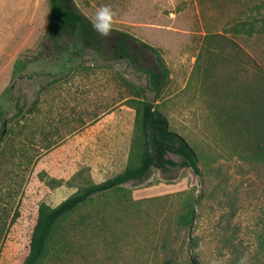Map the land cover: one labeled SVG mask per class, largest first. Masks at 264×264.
Returning a JSON list of instances; mask_svg holds the SVG:
<instances>
[{
    "label": "rangeland",
    "instance_id": "374dc122",
    "mask_svg": "<svg viewBox=\"0 0 264 264\" xmlns=\"http://www.w3.org/2000/svg\"><path fill=\"white\" fill-rule=\"evenodd\" d=\"M256 1L74 0L89 20L108 5L113 29L160 52L170 75L157 95L135 65L92 50L62 69L63 60L46 49L48 1L0 0V95L10 98L0 116V264H21L41 203L56 206L125 167L135 123L126 100L138 88L195 148L200 173L153 170L122 191L94 195L59 223L65 243L40 264H237L243 255L248 264H264L256 259L264 165L221 133L225 112H217L233 102L220 76L247 62L264 69V40L228 31ZM228 52L236 60L217 59ZM23 55L32 61L18 75L13 65ZM245 82L241 70L232 85L241 91ZM190 204L188 231L182 216Z\"/></svg>",
    "mask_w": 264,
    "mask_h": 264
},
{
    "label": "trees",
    "instance_id": "16d2710c",
    "mask_svg": "<svg viewBox=\"0 0 264 264\" xmlns=\"http://www.w3.org/2000/svg\"><path fill=\"white\" fill-rule=\"evenodd\" d=\"M47 1L49 16L44 37L50 45H46V49L51 58L63 60L62 69L69 65L73 56L88 49L109 60H125L135 65L146 74L155 94L158 95L164 89L170 74L155 47L117 29H112L107 37L99 35L92 28L90 20L76 9L74 0ZM245 5L251 8L247 9L246 13L243 12L240 18H234L228 26V31L235 35L240 34L244 39L264 40V0L250 4L247 2ZM234 54L228 52L224 56L222 53L217 59L231 62L236 60ZM31 61L26 55L16 59L13 72L22 74ZM247 64L241 66L238 72L231 70L217 80L231 85L227 93L233 101L217 106V112H225L218 127L224 136L230 137L235 146L241 148L239 150L245 157L259 160L264 165V69L249 70L245 67ZM241 70L242 74H245L246 82L240 91L236 89L237 85L233 86L232 83L238 81ZM246 73L252 74L251 79ZM133 91L139 95L126 100L135 110V123L125 167L102 182L78 187L56 206L41 203L32 225L28 252L21 264H40L50 252H57L56 247L65 243V236H60L57 230L59 223L67 220L73 211L94 195L119 191L126 183L142 182L153 170L164 173L171 168L181 167L189 168L195 174L200 173L199 156L195 148L183 136L169 128L166 116L153 102L141 95L142 88ZM9 99L8 91L0 95V116H3ZM170 154L176 155L178 160H173ZM193 216L194 208L190 204L186 214L182 216L183 227L188 231ZM256 259H264V233L258 238Z\"/></svg>",
    "mask_w": 264,
    "mask_h": 264
},
{
    "label": "clouds",
    "instance_id": "9594fccd",
    "mask_svg": "<svg viewBox=\"0 0 264 264\" xmlns=\"http://www.w3.org/2000/svg\"><path fill=\"white\" fill-rule=\"evenodd\" d=\"M115 15L114 10L108 5L99 6L90 20L92 28L103 37L109 36L113 29ZM248 259L247 255H243L237 264H248Z\"/></svg>",
    "mask_w": 264,
    "mask_h": 264
}]
</instances>
